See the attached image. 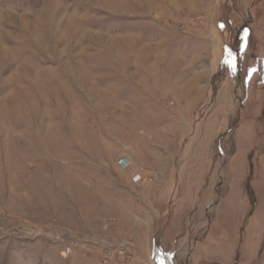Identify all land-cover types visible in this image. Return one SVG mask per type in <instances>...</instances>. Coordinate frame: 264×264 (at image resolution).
<instances>
[{
    "label": "rangeland",
    "instance_id": "374dc122",
    "mask_svg": "<svg viewBox=\"0 0 264 264\" xmlns=\"http://www.w3.org/2000/svg\"><path fill=\"white\" fill-rule=\"evenodd\" d=\"M176 1L0 0V264H264V0Z\"/></svg>",
    "mask_w": 264,
    "mask_h": 264
},
{
    "label": "built area",
    "instance_id": "2783aa9c",
    "mask_svg": "<svg viewBox=\"0 0 264 264\" xmlns=\"http://www.w3.org/2000/svg\"><path fill=\"white\" fill-rule=\"evenodd\" d=\"M120 165H126V163H124L123 161H120ZM127 166V165H126ZM141 179H142V177L141 176H137V179L135 180V182H139V181H141ZM71 252V250L70 249H68L67 250V252H66V254H68V253H70Z\"/></svg>",
    "mask_w": 264,
    "mask_h": 264
},
{
    "label": "bare ground",
    "instance_id": "6f19581e",
    "mask_svg": "<svg viewBox=\"0 0 264 264\" xmlns=\"http://www.w3.org/2000/svg\"><path fill=\"white\" fill-rule=\"evenodd\" d=\"M171 1H173V0H171ZM176 1V0H175ZM177 2V1H176ZM193 4V3H192ZM174 5H176V3L174 4ZM176 7H178L177 5H176Z\"/></svg>",
    "mask_w": 264,
    "mask_h": 264
}]
</instances>
